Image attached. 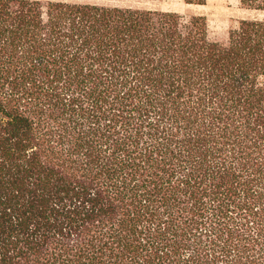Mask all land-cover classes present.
<instances>
[{"label":"trees","instance_id":"1","mask_svg":"<svg viewBox=\"0 0 264 264\" xmlns=\"http://www.w3.org/2000/svg\"><path fill=\"white\" fill-rule=\"evenodd\" d=\"M0 264H264V18L0 0Z\"/></svg>","mask_w":264,"mask_h":264},{"label":"rangeland","instance_id":"2","mask_svg":"<svg viewBox=\"0 0 264 264\" xmlns=\"http://www.w3.org/2000/svg\"><path fill=\"white\" fill-rule=\"evenodd\" d=\"M46 1V0H42ZM76 3H91L106 6L134 7L163 11H175L186 17H206L211 40L225 41L228 31L235 28L241 19L260 17L264 13L244 8L240 0H65Z\"/></svg>","mask_w":264,"mask_h":264}]
</instances>
